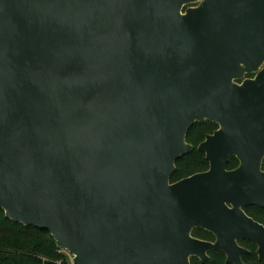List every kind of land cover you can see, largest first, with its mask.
<instances>
[{"label":"water","instance_id":"water-1","mask_svg":"<svg viewBox=\"0 0 264 264\" xmlns=\"http://www.w3.org/2000/svg\"><path fill=\"white\" fill-rule=\"evenodd\" d=\"M207 120L209 169L172 182ZM247 206L264 208V0H0L7 218L73 264H246L240 240L264 257Z\"/></svg>","mask_w":264,"mask_h":264},{"label":"trees","instance_id":"trees-1","mask_svg":"<svg viewBox=\"0 0 264 264\" xmlns=\"http://www.w3.org/2000/svg\"><path fill=\"white\" fill-rule=\"evenodd\" d=\"M216 122L204 121L197 123L189 132L187 142L193 149L186 153L176 163V171L171 177L176 182L195 173L209 169L210 163L204 152L199 151L198 146L206 139L208 134L217 130ZM239 165L237 157L232 156L228 162V169H234ZM245 211L255 220L264 224V208L259 206H247ZM193 236L209 241H215V235L205 229L196 228ZM239 243L249 249V253L243 255L246 264H264V257L257 253V245L251 241L240 240ZM0 264H73L67 251L58 247L51 232L40 229L34 225L26 226L7 218L5 211L0 208ZM191 264H231L227 263L226 255L222 251L209 252V259L200 260L192 257Z\"/></svg>","mask_w":264,"mask_h":264},{"label":"flooded vegetation","instance_id":"flooded-vegetation-1","mask_svg":"<svg viewBox=\"0 0 264 264\" xmlns=\"http://www.w3.org/2000/svg\"><path fill=\"white\" fill-rule=\"evenodd\" d=\"M199 5H200V1H199V2H196V3L188 4V5L185 6L184 11H186V10H187L188 8H190V7H198ZM255 76H256V74H247V75L245 76V78H246V79H247V78H254ZM245 78H244V79H245ZM240 82H241V81H240ZM218 128H219V127H218ZM215 131H216V130H215ZM215 131H214V132H215ZM214 132H213V133H214ZM211 134H212V133H211ZM208 135H209V134H208ZM208 135H207V136H208ZM207 136H206V137H207Z\"/></svg>","mask_w":264,"mask_h":264},{"label":"rangeland","instance_id":"rangeland-1","mask_svg":"<svg viewBox=\"0 0 264 264\" xmlns=\"http://www.w3.org/2000/svg\"><path fill=\"white\" fill-rule=\"evenodd\" d=\"M68 252V251H67ZM68 254H69V257H70V259H71V261H72V258H73V256L68 252ZM73 262V261H72Z\"/></svg>","mask_w":264,"mask_h":264}]
</instances>
